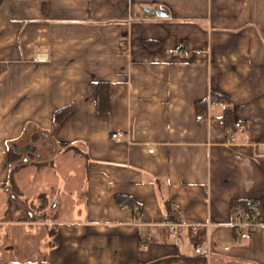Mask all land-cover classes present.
Wrapping results in <instances>:
<instances>
[{"label": "crops", "instance_id": "crops-1", "mask_svg": "<svg viewBox=\"0 0 264 264\" xmlns=\"http://www.w3.org/2000/svg\"><path fill=\"white\" fill-rule=\"evenodd\" d=\"M20 142L42 165L10 202ZM250 200L264 213V0H0V261L264 264V228L232 225Z\"/></svg>", "mask_w": 264, "mask_h": 264}, {"label": "trees", "instance_id": "trees-1", "mask_svg": "<svg viewBox=\"0 0 264 264\" xmlns=\"http://www.w3.org/2000/svg\"><path fill=\"white\" fill-rule=\"evenodd\" d=\"M110 84L108 82H100L99 87H98V95H97V111L100 114H107L110 111ZM205 107V106H203ZM40 141V135L36 133L33 135L31 138V144L38 143ZM60 151H73L75 154L79 155L82 154L84 155L80 148L74 144H71L69 142H62L59 144ZM23 143L20 142L16 146H11L9 149V161H10V174H9V180L8 184L4 186L5 191L9 197V201H12L13 196H20L23 194L20 186L18 185L15 175L16 173L21 170L22 168H25L29 165L37 164V165H42L41 162H37L36 160L33 159L34 157V152L22 150L23 148ZM123 204L130 205L131 207H134V203L130 198H125L121 200ZM248 205V202H241V201H235L233 203L234 209L238 208H246ZM169 220L172 221H181L180 216L175 212V210L171 211V214L168 217ZM204 236H200V238H196L195 242L201 243L203 242ZM0 264H7L3 261H0Z\"/></svg>", "mask_w": 264, "mask_h": 264}, {"label": "built area", "instance_id": "built-area-1", "mask_svg": "<svg viewBox=\"0 0 264 264\" xmlns=\"http://www.w3.org/2000/svg\"><path fill=\"white\" fill-rule=\"evenodd\" d=\"M199 120L204 119L203 115L198 116ZM236 127L238 129H245V127L241 123H237ZM114 138L119 139L117 133L113 134ZM230 140H234L233 133L229 136ZM154 150L151 149L150 152H153ZM178 214V213H177ZM179 215V214H178ZM183 225L181 221H172L167 220L162 223V226L166 227L169 231V233L172 235L176 229ZM233 227L235 228L237 237L241 239H246L250 235L260 231L264 228V213L261 203L258 200H250L248 201V205L246 208H238L235 210V219L232 223ZM195 237L200 238L201 234L198 231V227L195 226ZM195 251L197 254L210 257L212 254V246L208 239L206 241H203L201 243H197L195 245Z\"/></svg>", "mask_w": 264, "mask_h": 264}, {"label": "rangeland", "instance_id": "rangeland-1", "mask_svg": "<svg viewBox=\"0 0 264 264\" xmlns=\"http://www.w3.org/2000/svg\"><path fill=\"white\" fill-rule=\"evenodd\" d=\"M41 137V136H40ZM41 139V138H40ZM26 141V140H25ZM41 148L42 147H40V149L38 150V152L37 153H35L34 154V157H33V159L34 160H36L37 159V154H39V151H41ZM45 153L47 154V151H45ZM38 160V159H37ZM58 170H60V168H57V172H58ZM56 176H58V174H55V170H53L52 172H51V174H50V177L51 178H55ZM31 176H29V177H27V180H26V186L25 187H27V188H29L28 190H29V193H30V189H31ZM42 221V220H41ZM9 229H11V228H4V231H5V233L7 234V231L9 230ZM1 230H2V228L0 227V232H1ZM12 237V236H11ZM17 235L14 237H12V242H15V241H17ZM6 244H7V240L5 239V237H2V240L0 241V253H4L3 252V249H4V247H6ZM28 253H29V250H25L23 253H22V255L23 256H26V255H28ZM14 253H10V256H15V255H13ZM20 258V255L18 254V255H16L15 256V258Z\"/></svg>", "mask_w": 264, "mask_h": 264}, {"label": "water", "instance_id": "water-1", "mask_svg": "<svg viewBox=\"0 0 264 264\" xmlns=\"http://www.w3.org/2000/svg\"><path fill=\"white\" fill-rule=\"evenodd\" d=\"M159 15L163 16V12H158ZM25 150V148H23Z\"/></svg>", "mask_w": 264, "mask_h": 264}]
</instances>
